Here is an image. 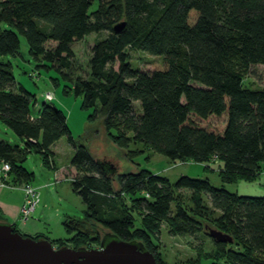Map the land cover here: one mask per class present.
<instances>
[{"label": "trees", "instance_id": "16d2710c", "mask_svg": "<svg viewBox=\"0 0 264 264\" xmlns=\"http://www.w3.org/2000/svg\"><path fill=\"white\" fill-rule=\"evenodd\" d=\"M119 22L126 26L115 34ZM0 24L7 27L0 30V122L22 143L0 141V161L9 164L13 185L33 181L22 166L27 153L55 169L52 146L65 137L74 148L70 164L80 177L71 186L84 217L63 222L71 238L57 239V248L93 249L87 244L99 245V226L142 243L165 264L154 242L165 224L172 236L204 231L214 250L199 258L211 264H264V197L239 196L208 179L181 176L170 183L145 169L114 180L110 163L73 141L65 114L52 103L36 105L2 59L16 56L24 37L35 69H53L69 83L65 92L94 110L89 121L102 118L129 161L144 154L130 149L140 145L172 162L216 164L223 184L254 181L264 176V89L244 82L252 66H264V0H0ZM103 32L108 35L91 48L89 77L73 79L72 45ZM48 42L55 47L46 48ZM132 52L159 61L139 71L130 63ZM183 191L189 200L178 197ZM202 222L231 242L213 240Z\"/></svg>", "mask_w": 264, "mask_h": 264}, {"label": "rangeland", "instance_id": "374dc122", "mask_svg": "<svg viewBox=\"0 0 264 264\" xmlns=\"http://www.w3.org/2000/svg\"><path fill=\"white\" fill-rule=\"evenodd\" d=\"M4 24H0V30L6 29ZM108 34H91L79 42L72 45L73 60L71 77L81 80L89 77L88 62L91 57L93 44L105 38ZM20 48L14 57H3L4 61L11 63V72L17 84L22 86L27 92L35 96L36 105L44 101L46 93L53 95L52 104L61 110L66 116L67 126L72 139L76 144L85 146L94 159L110 163L116 169L117 176L129 173H136L140 169H145L155 175L167 178L170 183H175L181 176L193 179H208L215 188L235 193L239 196L264 197V176H260L254 181H237L231 184H223L216 172L217 165L213 163L198 164L192 161L172 162L168 158L149 151L140 145H132L131 150L144 151V154L137 156L133 161H129L126 152L117 147L107 136L102 125V118L99 116L95 121H89L93 114V109L82 108V97H75L72 92H65V88L70 84L64 82L53 69H35L36 62L29 53L27 41L20 36ZM55 44L48 42L46 48L53 49ZM155 59L140 52L130 53V63L133 68L139 71L149 72L151 64ZM1 61V57H0ZM159 61V60H158ZM244 85L253 89H264V66H252L246 76ZM138 109L139 104L136 103ZM0 141L11 146L18 145V138L10 131L5 130L0 123ZM74 155V148L63 137L51 148V161L55 169L46 166L40 154L30 152L25 156L22 166L33 174L32 187L39 195V203L36 211L29 221L38 220V213H42L40 220L45 226L48 238L54 241L53 247L57 248V239L69 240L68 234L63 226V222L68 219H82L84 217L85 206L81 198L73 192L71 181L80 177L71 166V159ZM208 166L214 171L205 167ZM178 196L181 200H189V193L183 191ZM207 205H210L204 197ZM214 214L212 218H216ZM138 219L135 226L138 225ZM202 225L209 229L216 230L213 226ZM205 228L206 230H208ZM99 236L107 233L106 230L95 226ZM204 232V231H203ZM195 236H172L168 233L167 226L163 224L160 228L159 236L154 242L157 245V252L165 264H211L210 260L199 255L212 253L214 246L208 237L203 233ZM73 249L72 245H66ZM99 245L95 241H88L87 248L97 249Z\"/></svg>", "mask_w": 264, "mask_h": 264}, {"label": "water", "instance_id": "95a60500", "mask_svg": "<svg viewBox=\"0 0 264 264\" xmlns=\"http://www.w3.org/2000/svg\"><path fill=\"white\" fill-rule=\"evenodd\" d=\"M125 22L113 27L115 34L125 29ZM111 174L116 169L107 164ZM209 236L221 243L231 238L214 229ZM0 264H157L154 256L140 242H125L111 233H105L97 249L54 248L45 238L37 240L23 236L9 223H0Z\"/></svg>", "mask_w": 264, "mask_h": 264}, {"label": "crops", "instance_id": "0c3cea01", "mask_svg": "<svg viewBox=\"0 0 264 264\" xmlns=\"http://www.w3.org/2000/svg\"><path fill=\"white\" fill-rule=\"evenodd\" d=\"M4 128L5 130L7 129L6 127ZM18 144L22 145L20 140L18 141ZM7 182H9L8 185H13L11 177H9ZM23 203V190L20 187L11 189L7 187V185L2 186V181L0 180V223L12 224L15 227L16 231L23 236L31 238L42 237L50 241V239L48 238L49 234H47L48 232H46L45 226H43L40 222L41 218L43 217L41 212L40 214L38 213L39 216L38 220L36 221H29L30 218L26 222L20 221V210ZM35 211L36 209L34 210V212Z\"/></svg>", "mask_w": 264, "mask_h": 264}, {"label": "built area", "instance_id": "2783aa9c", "mask_svg": "<svg viewBox=\"0 0 264 264\" xmlns=\"http://www.w3.org/2000/svg\"><path fill=\"white\" fill-rule=\"evenodd\" d=\"M53 95L51 93H46L44 96V103H52ZM9 171L10 166L7 162L0 161V180L2 181V186L7 185V187L14 189V188H21L24 192V203L20 210V221L26 222L29 218H31L34 210L39 203V195L35 188L32 187L31 184L23 185V186H10L8 185L9 179Z\"/></svg>", "mask_w": 264, "mask_h": 264}]
</instances>
